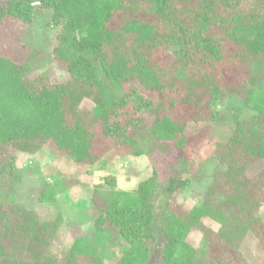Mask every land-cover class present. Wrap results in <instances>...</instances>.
<instances>
[{"label": "trees", "instance_id": "1", "mask_svg": "<svg viewBox=\"0 0 264 264\" xmlns=\"http://www.w3.org/2000/svg\"><path fill=\"white\" fill-rule=\"evenodd\" d=\"M42 7L59 28L51 55L69 78L30 75L42 50L22 62L0 54L1 173L15 170L5 148L34 155L47 146L92 165L121 147L147 154L154 140L178 155L166 180L155 168L132 191L113 175L96 185L103 202L95 236L76 238L64 257L49 252L60 214L42 222L35 209L0 201V264H106V239L122 251L117 264H249L239 250L248 232L264 250V168L251 173L264 161V0H0V24L29 25ZM236 97L256 111L250 120L221 109ZM224 120L234 128L217 149L211 185L189 211L175 208L172 197L190 186V162L205 138L189 134L188 123ZM193 230L203 246L191 243Z\"/></svg>", "mask_w": 264, "mask_h": 264}, {"label": "rangeland", "instance_id": "2", "mask_svg": "<svg viewBox=\"0 0 264 264\" xmlns=\"http://www.w3.org/2000/svg\"><path fill=\"white\" fill-rule=\"evenodd\" d=\"M59 28L51 22V10L39 8L33 23L27 25L8 18L0 24V54L22 62L29 50H42L31 63V76L47 74L54 83L67 81L69 72L51 55L52 47L57 44ZM258 79L264 87V70L259 71ZM225 114H233L241 119L250 120L256 111L247 105L242 97L225 99L219 102ZM84 109L93 108V103L84 100ZM234 128V122H189V134L205 133V138L196 147L197 153L190 162V186L172 197L175 208L189 211L199 204L213 181L216 166V152L221 143L226 142ZM4 149V148H3ZM16 156L15 170L11 175L1 173L4 159L0 160V201H15L35 209L42 222H53L57 215L62 222L52 240L49 252L55 257H64L74 240L80 236H95L94 219L99 215L100 197H94L95 186L104 183L107 176L116 177L117 187L134 190L137 185L150 177L155 168L166 180L172 173L178 152L168 143L148 142V153L139 157L131 155L127 148L121 147L108 151L95 164L75 163L66 152L54 153L44 146L34 155L14 148H5ZM6 150V151H7ZM264 168V161H258L251 169L257 173ZM54 196L55 201L51 199ZM264 221V203L259 209ZM206 227L216 231L219 225L203 220ZM190 241L196 247L205 244L202 233L193 230ZM101 249L106 264H117L121 249L115 240H103ZM239 250L249 264H264V250L252 232H248ZM111 255V257H108Z\"/></svg>", "mask_w": 264, "mask_h": 264}, {"label": "water", "instance_id": "3", "mask_svg": "<svg viewBox=\"0 0 264 264\" xmlns=\"http://www.w3.org/2000/svg\"><path fill=\"white\" fill-rule=\"evenodd\" d=\"M35 4L43 5L41 2H36Z\"/></svg>", "mask_w": 264, "mask_h": 264}]
</instances>
